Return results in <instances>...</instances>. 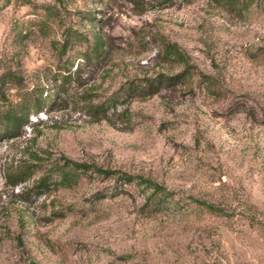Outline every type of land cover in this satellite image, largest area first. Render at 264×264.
<instances>
[{
  "label": "rangeland",
  "instance_id": "374dc122",
  "mask_svg": "<svg viewBox=\"0 0 264 264\" xmlns=\"http://www.w3.org/2000/svg\"><path fill=\"white\" fill-rule=\"evenodd\" d=\"M97 34L105 55L85 61ZM77 63L72 97L56 96L50 74ZM185 67V82L140 95L147 78ZM37 86L49 96L0 140V264H264V0L241 14L212 0H0V111ZM79 96L107 109L89 114ZM31 154L39 163L10 185ZM63 158L113 173L61 186ZM120 173L172 196L143 207Z\"/></svg>",
  "mask_w": 264,
  "mask_h": 264
},
{
  "label": "trees",
  "instance_id": "16d2710c",
  "mask_svg": "<svg viewBox=\"0 0 264 264\" xmlns=\"http://www.w3.org/2000/svg\"><path fill=\"white\" fill-rule=\"evenodd\" d=\"M59 1V0H57ZM132 1V0H130ZM216 5L222 7L225 11L231 12L234 14H241L243 11L248 9L249 4L253 0H212ZM69 40L65 38L60 44L61 52H65L66 48L69 45ZM167 57H172L179 59L185 62V55L174 43H166L164 45V53ZM105 55V42L100 35H96L94 39V44L90 48L89 52H85L82 56V59L85 61H99ZM187 67V66H186ZM184 68L182 71L177 72L173 75H166L163 73L157 74L154 78H147L145 86H140L142 90L139 91L140 95H151L154 94L158 87L166 83H177L185 82L190 76L191 73L188 72L187 68ZM81 69V63H77L72 69L71 66L58 68L55 72L50 74L52 80L59 83L56 85L55 94L58 96L60 93H64L66 100H69L72 97L73 93L69 92V86L78 82L79 74ZM147 87V88H146ZM136 87L133 85L129 86V90H135ZM43 88L37 86L33 90V97L30 101L21 104L19 107L9 105L5 110L0 111V140L4 138H14L20 136L24 131V126L29 123V114L31 111H37L43 101L49 96L45 94V97L40 96ZM3 94L0 91V96ZM84 94L82 92L80 95ZM79 99L83 102V107L89 114H98L102 111H105L107 106L104 103L93 104L84 96H79ZM31 158L34 160L30 163H22L18 166H12L10 171L7 172L6 178L10 185H17L18 183H23L28 176H30L33 168L39 163L40 158L37 154H31ZM62 170L58 171L59 178L56 180L61 186H70L72 183L76 182L79 174H84L89 170L97 172L103 175H109L113 171L104 169L101 167L94 166L92 164H87L84 162H77L68 158H63L61 164ZM64 168V169H63ZM56 171L54 166L50 167L39 176L31 186L32 190L36 194L43 193L46 189L49 188L52 181V172ZM123 182L135 181L136 185L140 187L141 194L144 197V202L142 206H148L149 204L161 205L166 199L172 196V193L169 192L163 185L150 180L149 178H143L141 176L132 177L126 173H120L118 176ZM209 210L212 211H221L217 206L200 202Z\"/></svg>",
  "mask_w": 264,
  "mask_h": 264
}]
</instances>
